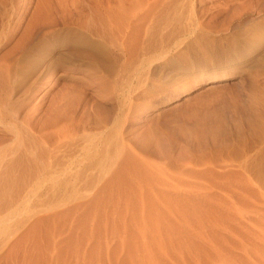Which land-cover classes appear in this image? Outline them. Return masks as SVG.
Here are the masks:
<instances>
[{
  "label": "rangeland",
  "instance_id": "obj_1",
  "mask_svg": "<svg viewBox=\"0 0 264 264\" xmlns=\"http://www.w3.org/2000/svg\"><path fill=\"white\" fill-rule=\"evenodd\" d=\"M41 1L0 0V264H264V0L121 49Z\"/></svg>",
  "mask_w": 264,
  "mask_h": 264
},
{
  "label": "bare ground",
  "instance_id": "obj_2",
  "mask_svg": "<svg viewBox=\"0 0 264 264\" xmlns=\"http://www.w3.org/2000/svg\"><path fill=\"white\" fill-rule=\"evenodd\" d=\"M69 6H73L78 12V14L83 18H86V15L88 13H90L91 15H94L93 18L90 19L89 21L85 20L82 22L84 24V27L92 30V29H97V27L99 26H103L111 30L117 31L120 34V37L122 36V39L120 37L119 39L123 40V41L118 42V44L120 43L119 48L121 49L122 47L120 46H122L121 45L122 42L124 46H125L124 42L125 41L129 42L130 39L135 40L137 42V40L140 37L142 27L145 32L146 31L149 32V30H147L148 25L146 26L145 23L146 22L148 23V19L150 15L152 14L153 8L155 6V2H153V0L151 1L149 0H107L106 3H102L99 0H94L90 3H85L83 2V0H56L54 4L52 3V0H42L41 1L42 10L46 13V15H48L47 18L51 14H54L55 11H57V13L59 12L61 16L62 15L64 16L65 14L67 15L69 12ZM54 8H56L55 11H54ZM53 16H50V17H53ZM65 18L63 17L62 19H65ZM50 19H53V18H50ZM206 76L203 77L205 80L207 79ZM4 90H5V87H4ZM58 131L60 132V130Z\"/></svg>",
  "mask_w": 264,
  "mask_h": 264
}]
</instances>
